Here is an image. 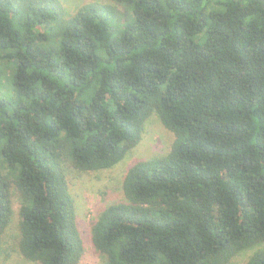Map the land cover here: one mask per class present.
Returning <instances> with one entry per match:
<instances>
[{
	"label": "trees",
	"instance_id": "16d2710c",
	"mask_svg": "<svg viewBox=\"0 0 264 264\" xmlns=\"http://www.w3.org/2000/svg\"><path fill=\"white\" fill-rule=\"evenodd\" d=\"M105 264H264V0H0V256L80 264L71 176L114 168ZM15 202L19 204L16 211Z\"/></svg>",
	"mask_w": 264,
	"mask_h": 264
},
{
	"label": "rangeland",
	"instance_id": "374dc122",
	"mask_svg": "<svg viewBox=\"0 0 264 264\" xmlns=\"http://www.w3.org/2000/svg\"><path fill=\"white\" fill-rule=\"evenodd\" d=\"M90 0H63L67 10L72 13L79 5ZM174 140L172 134L156 120L148 126L144 137L138 147L121 163L112 169L90 174H77L71 176L72 190L78 205L80 230L87 246L83 260L80 264H105L101 255L94 252L92 246L91 225L98 218L99 211L109 203L121 197V184L123 176L129 166L138 159L150 158L165 153L170 149ZM16 211L19 204L15 202ZM18 235V217L16 215L12 228L3 242L4 250L0 256V264H36L26 260L15 248ZM251 251L241 256L235 264H242Z\"/></svg>",
	"mask_w": 264,
	"mask_h": 264
}]
</instances>
